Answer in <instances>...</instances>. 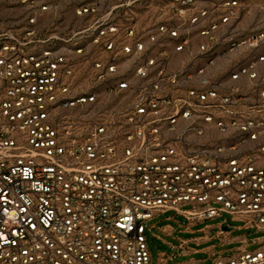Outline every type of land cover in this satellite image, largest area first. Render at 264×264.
Here are the masks:
<instances>
[{
  "label": "built area",
  "instance_id": "built-area-1",
  "mask_svg": "<svg viewBox=\"0 0 264 264\" xmlns=\"http://www.w3.org/2000/svg\"><path fill=\"white\" fill-rule=\"evenodd\" d=\"M16 1L26 28L0 27V264H152L148 222L168 211L264 233V54L230 78L247 77L253 99L208 75L225 44L264 47V31L234 36L240 0H169L146 30L131 11L119 23L76 0L88 23L44 40L41 20L58 7ZM171 51L187 61L173 69ZM239 243L211 264H264V246Z\"/></svg>",
  "mask_w": 264,
  "mask_h": 264
},
{
  "label": "rangeland",
  "instance_id": "rangeland-1",
  "mask_svg": "<svg viewBox=\"0 0 264 264\" xmlns=\"http://www.w3.org/2000/svg\"><path fill=\"white\" fill-rule=\"evenodd\" d=\"M50 4L59 7L56 17L51 16L50 21L46 22L39 28V38L42 40L47 39L51 35H58L63 39H68L74 33L82 30L90 19H81L75 16V8L78 5L76 0H45ZM100 1V0H91ZM241 4H245V0H240ZM253 4L264 5V0H253ZM247 4V3H246ZM24 10L17 3L16 0H0V27L3 29H10L12 31L21 32L26 27L24 25ZM139 14H143L142 12ZM123 15V14H122ZM242 18V17H241ZM245 18V17H244ZM249 21L259 19L253 14L252 18H246ZM251 24L246 28L243 36H247L250 32L257 31L256 27ZM264 31V28L258 31ZM60 49L71 47L72 44H63L60 42L55 43ZM83 81L79 82L82 85ZM226 221L227 225L233 230L226 236L218 237V224ZM243 222L236 220L233 216L223 214L222 218L214 220H205L200 223H188L185 218L178 216L174 211H168L160 214L150 222L148 226L154 228L146 233L147 244L151 256L152 264H157L161 255L175 254L176 257L168 264H189L196 261L195 264H211L212 259L210 254L206 252H199L183 256L179 252H175L172 245L179 246L181 241L189 240V249H204L207 246L213 245L215 252L223 253V257L232 256V250L239 246L241 239L248 240L251 245L248 247L250 251L257 250L264 246V233L255 232L254 230L243 229ZM172 228L173 233L167 234L163 231L164 228ZM188 229L191 231L189 232ZM208 237L210 241L203 243L193 242L196 239ZM258 243L253 244V242ZM224 242V243H223Z\"/></svg>",
  "mask_w": 264,
  "mask_h": 264
},
{
  "label": "crops",
  "instance_id": "crops-1",
  "mask_svg": "<svg viewBox=\"0 0 264 264\" xmlns=\"http://www.w3.org/2000/svg\"><path fill=\"white\" fill-rule=\"evenodd\" d=\"M245 4H241V13L239 15L238 20L234 23V36L236 38H243L246 36H243L245 32L247 31L246 28H248L251 24H253V27L257 28V31L250 32H259L258 29L264 28V5H257L253 4V0H245ZM100 4L102 12H107L110 10H116L118 21L119 23H124L126 20V12L131 11L134 13L135 19H136V25L138 29H149L153 26L154 23L158 21V9L166 5L169 0H100L97 1ZM130 6L129 8H125V6ZM198 6L201 7H207V3H199ZM58 7V6H57ZM59 10V7H58ZM143 13L142 15L139 13ZM123 14V15H122ZM253 14H255L256 17L259 16V19H256L255 21H249L246 18H252ZM57 13L54 15L52 12H47L41 22L42 25L46 22L50 21L51 16L56 17ZM242 17V18H241ZM245 17V18H244ZM262 31V30H261ZM248 34V35H249ZM247 35V36H248ZM202 41L201 38L194 36L192 39V45L194 48L197 47L198 43ZM264 54V47L256 50V51H249L246 48H237L234 50H229V46L225 44L222 46L217 53V57L215 59V63L212 67L208 70V75L211 77L213 82L215 83V86L220 91H225L229 87H235L240 95H244L249 97L250 99L254 98V92H253V83L245 76H240L237 81H232L231 75L235 73L236 66L240 65H247L253 60L254 55ZM171 59H172V68H177L181 63H184L187 61L188 57L186 53H174L171 51ZM127 68L132 69L131 63H128L125 65ZM256 72L260 77L264 76V63L257 64ZM164 232L167 234H172L173 229L170 228H164ZM191 232V231H189ZM228 234H225L223 236H226ZM219 237V235H218ZM210 241L208 237L196 239L193 242H196L198 244ZM185 243L184 249H185V255H191L196 254L199 252H206L210 254V257L217 253L215 252V247L213 245L207 246L204 249H189V243L191 241H181ZM224 243V242H223ZM181 246H174L172 245L173 249H178ZM179 252V251H175ZM179 254H181L179 252ZM196 261H193L189 264H195Z\"/></svg>",
  "mask_w": 264,
  "mask_h": 264
},
{
  "label": "water",
  "instance_id": "water-1",
  "mask_svg": "<svg viewBox=\"0 0 264 264\" xmlns=\"http://www.w3.org/2000/svg\"><path fill=\"white\" fill-rule=\"evenodd\" d=\"M223 231H230V229L229 228H227V227H223Z\"/></svg>",
  "mask_w": 264,
  "mask_h": 264
}]
</instances>
